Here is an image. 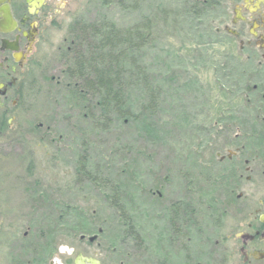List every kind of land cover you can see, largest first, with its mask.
I'll return each mask as SVG.
<instances>
[{"label":"rangeland","instance_id":"rangeland-1","mask_svg":"<svg viewBox=\"0 0 264 264\" xmlns=\"http://www.w3.org/2000/svg\"><path fill=\"white\" fill-rule=\"evenodd\" d=\"M211 2L194 12L192 0H67L43 32L36 63L20 73L28 83L1 141L0 201H30L45 190L56 203L52 220L69 210L64 223H48L55 235H171L168 209L178 201L192 207L184 235H193L195 253L213 249L232 230L237 205H229L223 167L214 164L235 132H221L219 120L239 109L244 135L264 129L249 122L251 64L223 31L225 9ZM74 23L146 34L120 65L122 113L113 103L103 112L96 93L83 101L70 94L64 54ZM79 169L95 181L81 174L75 186ZM242 183L238 192L252 199Z\"/></svg>","mask_w":264,"mask_h":264},{"label":"flooded vegetation","instance_id":"flooded-vegetation-1","mask_svg":"<svg viewBox=\"0 0 264 264\" xmlns=\"http://www.w3.org/2000/svg\"><path fill=\"white\" fill-rule=\"evenodd\" d=\"M217 1L226 12L224 33L237 42L242 62L251 64L246 107L252 113L250 124L263 130L264 0ZM66 2L0 0V146L14 124L19 86L28 83L20 82V73L25 65L36 63L43 32ZM242 115L239 109L229 110L219 120L221 132L229 127L235 132L227 136L226 153L216 152L214 164L223 167L220 184L228 199H234L229 205H237L232 230L216 240L213 249L195 253L193 235H184L193 225L192 207L178 201L167 208L171 235H55L48 223H64L69 210L52 220L48 213L56 203L37 188L38 199L0 201V264H179L180 255L181 264H264V135H244L239 127ZM79 175L78 170L72 180L75 186L81 182ZM242 178L250 184V200H243V193L238 192ZM36 219L44 225L38 226Z\"/></svg>","mask_w":264,"mask_h":264},{"label":"trees","instance_id":"trees-1","mask_svg":"<svg viewBox=\"0 0 264 264\" xmlns=\"http://www.w3.org/2000/svg\"><path fill=\"white\" fill-rule=\"evenodd\" d=\"M194 4V5H193ZM192 4L194 12L210 8L211 0L206 3L197 1ZM70 43L64 57L66 67L64 73L69 79L68 88L75 100H87V93L92 96L96 93L102 98L100 107L103 112L111 103L116 112L122 113V101L119 86L122 61L127 49H134L136 40L146 41V34L139 29L122 32L109 23H74L70 29ZM137 71L142 74V68L137 66ZM81 82V83H79ZM84 169V168H83ZM79 169V173L92 178L88 173ZM89 176V177H88ZM95 181L94 178H92Z\"/></svg>","mask_w":264,"mask_h":264}]
</instances>
